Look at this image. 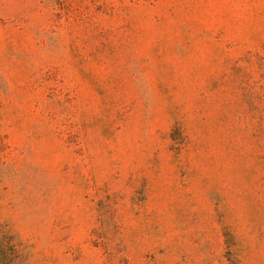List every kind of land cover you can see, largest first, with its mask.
Returning <instances> with one entry per match:
<instances>
[{"label": "rangeland", "instance_id": "obj_1", "mask_svg": "<svg viewBox=\"0 0 264 264\" xmlns=\"http://www.w3.org/2000/svg\"><path fill=\"white\" fill-rule=\"evenodd\" d=\"M4 237L10 264H264V0H0Z\"/></svg>", "mask_w": 264, "mask_h": 264}, {"label": "trees", "instance_id": "obj_2", "mask_svg": "<svg viewBox=\"0 0 264 264\" xmlns=\"http://www.w3.org/2000/svg\"><path fill=\"white\" fill-rule=\"evenodd\" d=\"M15 250V245L13 242L4 237V240L0 241V264H10L17 258V253Z\"/></svg>", "mask_w": 264, "mask_h": 264}]
</instances>
